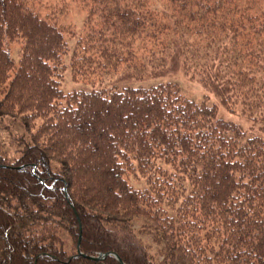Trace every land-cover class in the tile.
I'll return each instance as SVG.
<instances>
[{"label": "trees", "instance_id": "obj_1", "mask_svg": "<svg viewBox=\"0 0 264 264\" xmlns=\"http://www.w3.org/2000/svg\"><path fill=\"white\" fill-rule=\"evenodd\" d=\"M47 2L0 0V264H264V0Z\"/></svg>", "mask_w": 264, "mask_h": 264}, {"label": "rangeland", "instance_id": "obj_2", "mask_svg": "<svg viewBox=\"0 0 264 264\" xmlns=\"http://www.w3.org/2000/svg\"><path fill=\"white\" fill-rule=\"evenodd\" d=\"M44 1L45 2L49 1V3L47 2L46 4L50 6L46 9H43L45 10L44 13L53 12V14H57L53 18L58 24L62 26H66V27L68 26L76 27V30L78 31V33L83 32L84 30L83 28L86 26V24L84 23L87 18V14H86L87 8L83 9L78 6L80 3H82V0H77L79 4L78 3L71 4L69 1L63 13H60V10H61L60 8L62 7L61 2L63 0H61V2H59L58 0H51L52 2H50V0H43V2ZM134 46L138 48L139 47L138 42H136ZM14 58L15 60H18L17 56H14ZM99 81H100V78L98 76L97 77L90 76L87 83L86 82L84 83L83 80H80L79 85H76L71 82L70 75L67 74L66 80H65V86L68 89H72L74 87H79V86L87 89L88 87L93 85L92 83L98 84V87H100V85L103 86V84H101ZM158 82H169V83L178 84L180 86L182 93L189 99H192L200 103L205 100L207 101L209 105H215L217 107L220 118L226 121H231L236 124H239L248 132L259 134L258 128L254 127V125L250 121H247L246 119L242 117H239V115H233V114L228 113L221 106V104L219 103L216 97L209 94L204 88H202L196 82L189 80L188 78L182 76L181 74L169 76L168 78L161 79V80L152 81V82L146 83V85L156 84ZM139 85H142V84H139ZM23 132H24V126L20 122V120L10 117L0 122V146L3 148V151L4 152L12 151L15 147V144H13V139L17 135L23 134ZM263 138H264V135H263ZM135 184H140V183L138 182Z\"/></svg>", "mask_w": 264, "mask_h": 264}, {"label": "water", "instance_id": "obj_3", "mask_svg": "<svg viewBox=\"0 0 264 264\" xmlns=\"http://www.w3.org/2000/svg\"><path fill=\"white\" fill-rule=\"evenodd\" d=\"M106 257H107V255L106 256L105 255H101L99 258H97V260H102V259H104Z\"/></svg>", "mask_w": 264, "mask_h": 264}]
</instances>
